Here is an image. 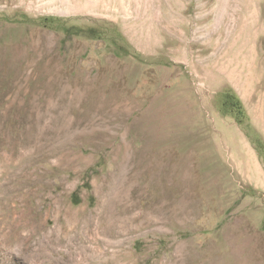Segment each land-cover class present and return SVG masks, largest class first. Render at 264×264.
I'll use <instances>...</instances> for the list:
<instances>
[{
  "label": "rangeland",
  "instance_id": "obj_1",
  "mask_svg": "<svg viewBox=\"0 0 264 264\" xmlns=\"http://www.w3.org/2000/svg\"><path fill=\"white\" fill-rule=\"evenodd\" d=\"M250 263L264 0H0V264Z\"/></svg>",
  "mask_w": 264,
  "mask_h": 264
},
{
  "label": "bare ground",
  "instance_id": "obj_2",
  "mask_svg": "<svg viewBox=\"0 0 264 264\" xmlns=\"http://www.w3.org/2000/svg\"><path fill=\"white\" fill-rule=\"evenodd\" d=\"M163 164V163H162ZM66 216H67V225H71L75 222H80L81 224L82 223H85L86 225L87 224H90L91 222H93L91 219V216H89L88 214L87 215H82L81 217H79V214L77 211H74L73 209L71 208H67L66 210ZM62 230V229H61ZM65 236V235H64ZM18 240L21 241V238L18 237ZM73 240V239H71ZM251 264V263H250Z\"/></svg>",
  "mask_w": 264,
  "mask_h": 264
},
{
  "label": "trees",
  "instance_id": "obj_3",
  "mask_svg": "<svg viewBox=\"0 0 264 264\" xmlns=\"http://www.w3.org/2000/svg\"><path fill=\"white\" fill-rule=\"evenodd\" d=\"M238 106H239V107H238ZM234 108L239 109L238 112H239V113H242V104H241V105H236ZM74 198H75V196H73V201L75 202V199H74ZM76 203H77V202H76Z\"/></svg>",
  "mask_w": 264,
  "mask_h": 264
}]
</instances>
